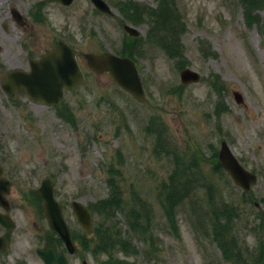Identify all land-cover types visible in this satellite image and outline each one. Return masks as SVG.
<instances>
[{
  "label": "rangeland",
  "instance_id": "rangeland-1",
  "mask_svg": "<svg viewBox=\"0 0 264 264\" xmlns=\"http://www.w3.org/2000/svg\"><path fill=\"white\" fill-rule=\"evenodd\" d=\"M105 1L116 17L100 14L90 0H73L69 6L0 0V82L12 68L28 70V58L37 59L58 40L78 49L85 74L80 85L65 90L62 103L68 109L60 114L22 91L7 96L0 88V161L15 181L13 217L21 226L26 219L32 228L14 236V253L3 264H41L34 252L35 229L37 221L41 228L44 221L33 206L25 212L19 202L43 178L52 181L55 198L75 228L72 200L88 204L113 196L120 208L112 220L121 233H114L106 249L101 235L84 237V244L76 242L68 264H81L82 259L87 264H264V3L258 10L260 22L248 26L238 0H175L184 24V55L178 60L146 39V20L122 18L118 3L128 0ZM132 1L149 9L159 0ZM35 4L42 19L31 18ZM11 8L22 15L23 24ZM122 23L132 25L141 38L125 46L136 55L141 47L136 61L144 102L121 90L107 72H91L83 57L85 52L118 51L123 36L131 37ZM175 63L198 71L200 81L181 87ZM214 81L224 82V88L213 91ZM234 90L241 94V103L235 101ZM221 105L218 117L215 109ZM57 114L72 115V123ZM220 140L256 172L249 193L214 170L213 153ZM194 159L199 181L207 178L212 187L201 185L186 196L180 186L171 189L170 201L173 194L182 196L174 209V225L156 189L169 173L175 176L178 167ZM187 170L178 171L182 180ZM223 203L230 206L233 220L215 217ZM134 204L152 210L146 233L131 228L134 216L128 208ZM93 217L108 225L94 212ZM221 227L230 229L215 238ZM220 245L233 260L223 257Z\"/></svg>",
  "mask_w": 264,
  "mask_h": 264
},
{
  "label": "water",
  "instance_id": "water-1",
  "mask_svg": "<svg viewBox=\"0 0 264 264\" xmlns=\"http://www.w3.org/2000/svg\"><path fill=\"white\" fill-rule=\"evenodd\" d=\"M48 1L69 4L72 0ZM92 1L98 10L111 14V11L103 1ZM12 12L13 16L18 20L20 17L17 12L14 9ZM126 29L130 33H136L131 28ZM75 54V49L60 41L57 43L55 50L43 55L37 61H31L30 72L11 70L3 81L2 88L8 94H13L15 89L24 88L35 100H43L48 104H57L63 97V88H71L83 78ZM85 58L88 65L94 71L100 72L108 70L114 81L123 89L130 92L138 100H143L144 95L141 83L133 61L128 58L117 57L108 52L99 55L87 53L85 54ZM180 77L182 83L199 80V74L189 68L182 69L180 71ZM235 97L237 101H240V95L236 92ZM218 158L222 167L229 173L233 181L244 190H248L251 184L255 183L256 175L245 169L238 162L225 141H222L220 144ZM38 192L43 198L44 212L49 219L50 227L60 234L70 251H73L70 233L59 211V206L53 199L51 186L47 185L46 188L44 185L38 189ZM73 209L79 223L84 227L85 231L87 233L91 232V213L88 209L80 202H74ZM38 253L45 259L43 251H38ZM64 261L62 254H59L56 262L58 264H65Z\"/></svg>",
  "mask_w": 264,
  "mask_h": 264
},
{
  "label": "trees",
  "instance_id": "trees-1",
  "mask_svg": "<svg viewBox=\"0 0 264 264\" xmlns=\"http://www.w3.org/2000/svg\"><path fill=\"white\" fill-rule=\"evenodd\" d=\"M173 1V0H172ZM242 8H243V14L246 18L247 23L250 25L252 23H258L259 19L257 14L255 13V11L257 9H259L260 6H263V1L262 0H239ZM173 8V4L170 2V0H162L158 6V11L159 10H163V14L165 15V19L163 18V20H166V14H170V9ZM157 13V12H154ZM179 25L180 22L178 21L177 15H174L171 22H170V29H171V38L173 39L175 42H171V43H163V48L164 50L167 52L168 55L170 56H181V51H180V47L181 44L179 43V37H178V33H179ZM164 34L161 33L159 34V37H163ZM214 88H216L217 90H220L222 88H224V84L219 82V83H213ZM223 105L217 107L215 109V112L218 113L219 109L222 107ZM67 120L71 121V117L69 115L64 116ZM213 158L215 159V167L214 170L215 171H221V167L216 159V152L213 153ZM181 169V172L184 171L183 168H177L176 169V173H175V185L170 187L172 185V182L170 184V186H166V192L171 193L173 191H171V189H175L176 187L178 188V186H180V188L182 189L183 193L182 196H186L187 190L191 191V186L189 184L190 183H184L181 182L179 180V176L181 175L178 171ZM179 195H175L173 194V197L170 201V205H169V199L167 198V212L168 214L173 218L174 221V225H176L175 223V219H174V214H173V208L175 209V206L177 204H179V201H181V197ZM97 214V216H101L103 218H105L108 221V225L102 226V223L97 221L96 227H95V235L100 236L103 238V243L101 244V247L103 249H106L108 244L111 243L113 241V235L114 233H121V228L120 226L115 223L112 220V215L116 210H120V208L117 205V200L113 199V196L111 198H104L101 200H97L94 204H92L91 207ZM128 210L133 214L134 216V220L132 222V226L131 228L133 230H135L137 228L138 222L140 226H143V221L141 219H139L141 217V213L136 209V208H132L129 207ZM215 217H221L223 219H227V220H231V212H230V206L227 205V203H223L221 206V210L218 212L214 213ZM228 229H230L229 227H221L218 229V234L215 236V238L217 236H224L223 234L225 233V231H227ZM84 237H80V243L84 244ZM220 247L222 248V246L220 245ZM224 249V248H223ZM121 250L122 251H126V248L124 246H121ZM226 251V249H224ZM228 258H231L229 255L227 256ZM107 264H114V262H107Z\"/></svg>",
  "mask_w": 264,
  "mask_h": 264
},
{
  "label": "flooded vegetation",
  "instance_id": "flooded-vegetation-1",
  "mask_svg": "<svg viewBox=\"0 0 264 264\" xmlns=\"http://www.w3.org/2000/svg\"><path fill=\"white\" fill-rule=\"evenodd\" d=\"M3 173H6V169H3ZM8 176H10V175H8ZM5 197L7 200V209L4 210L3 207H1V205H0V213L6 214L7 216L12 218L13 217V210L16 209L14 192L10 189L7 192V194L5 195ZM19 205H20V209L24 210L25 212L29 211V206L27 203L19 202ZM24 219H25V217H24ZM13 221H15V226L11 230L5 228V226L0 223V257H5L7 255H11L14 253V236L19 234V232H22L23 229L27 228L29 225V223L26 219H25V225H23V226H21L19 223H17L16 220L13 219ZM47 238H49V239L46 240ZM42 240H43L44 245L56 244L58 251H60L62 249L61 245L58 243L57 236L51 231L50 232L43 231V239ZM0 264H3V263L0 262Z\"/></svg>",
  "mask_w": 264,
  "mask_h": 264
}]
</instances>
